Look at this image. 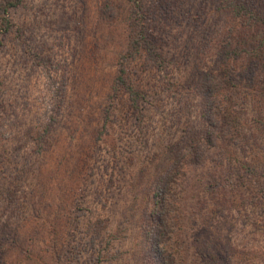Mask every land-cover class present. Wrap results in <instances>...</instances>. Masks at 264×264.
Returning <instances> with one entry per match:
<instances>
[{"label": "rangeland", "instance_id": "rangeland-1", "mask_svg": "<svg viewBox=\"0 0 264 264\" xmlns=\"http://www.w3.org/2000/svg\"><path fill=\"white\" fill-rule=\"evenodd\" d=\"M106 1L110 0H24V5L11 14L19 28L26 30L22 41L33 36V49L44 47L50 62L41 65L36 58L25 53V46L17 41L15 31L7 37L6 47L0 52V71L7 77L8 85L6 94H0L1 102L8 106L4 119L0 121V153L6 144L15 145L16 138H19L22 144L28 141L26 149L34 152L33 160L37 161L40 154L36 151L40 147L34 140L35 132L42 130L52 115L55 116V103L60 100L58 94L63 89L66 91L62 112L57 114L60 116L53 127L55 140L49 142L53 144L52 153L43 160L50 168L59 163L56 186L47 187L49 178L46 176L42 181L43 188H33L30 176L19 185L21 191L35 192L30 195V201L32 205L36 203L45 214L39 218V222L26 216L22 240L26 241L31 236L32 231L28 227L34 229L42 223L62 220V216L73 208L72 205L84 193L90 196L91 203L84 205L87 209L82 211L80 219L88 221L90 228L104 233L95 250L97 252L101 248L106 258L110 259L104 264H146L148 252L153 255L154 264H159L162 253L171 257L172 264H204L205 258L218 255L221 245L229 240L235 241L238 250L253 257L255 253L258 254V248L264 250V235H254L250 217L254 221L264 220L254 215L253 205L247 198L238 200L237 194L243 188H239L238 179L233 174V170L237 169L233 146L219 138L214 147L204 149L202 162H186L185 169L179 168L171 181L168 179L164 183V187L169 188L164 208L159 205L163 196L160 187L153 185V193L149 196L152 202L150 212L153 219L162 216L168 229L164 228L157 234L152 232L148 236L146 229L150 227L146 224L147 221L149 224L151 222L147 212L142 216L138 212L139 216L135 214L131 220L125 218L127 208L132 205L136 208L137 205L139 210L148 204L147 199L144 203L141 201L142 188L136 190L132 185L139 184L141 176L137 174H145L146 167L161 151L159 143H173L175 147L181 142L180 145L187 149L188 140L195 137L193 125L200 130L205 127L201 118L204 97L199 94L192 98L183 92L176 97L165 93L156 110L145 107L139 122L135 121V116L128 117L127 108L119 106V117L116 113L113 117L118 122L112 125L111 133L101 142L96 141L94 134L96 121L89 128L85 127L87 123L78 128L79 120L88 122L87 115L92 112H97L94 115L99 118L102 115L101 107L107 106L105 99L111 93L109 88L118 75V53L125 45L121 30L132 22L129 17L133 2L112 0V5L119 3L122 11L118 7L113 11L111 6L102 13L100 9L105 7L103 3ZM112 30L117 32L110 39ZM179 38L181 40L176 45L185 46L186 35L183 38L179 35ZM202 49L196 56L201 64L212 66L215 52L209 48ZM128 66L139 73L130 74L131 78L141 81L144 76L148 81L142 84L147 87L149 82L155 83V78L162 81V85L169 80L177 82L179 78L175 71L171 72L172 76L167 81L165 73L161 78L150 70L142 74L144 60L141 59ZM151 99L148 98V101ZM66 113H71L69 119ZM27 130L32 133L31 138ZM187 131L188 134L185 133ZM218 133L216 128L214 134L218 136ZM116 155L119 160L113 158ZM173 157L169 154L167 160H173ZM129 158L134 161L129 163ZM122 185L129 189H126L128 194L124 193L120 198ZM46 192L50 193V197L45 196ZM109 198L113 202L121 199L126 206L114 213ZM88 206L95 212L92 217L87 214ZM262 214L256 209V215ZM106 216H109L108 221ZM82 231H76L75 236L78 238ZM77 238L75 246L78 248ZM107 239L111 245L105 249L104 241ZM16 256L12 254L13 264L18 263Z\"/></svg>", "mask_w": 264, "mask_h": 264}, {"label": "trees", "instance_id": "trees-1", "mask_svg": "<svg viewBox=\"0 0 264 264\" xmlns=\"http://www.w3.org/2000/svg\"><path fill=\"white\" fill-rule=\"evenodd\" d=\"M132 2L129 17L132 22L121 30L125 45L121 47V53H118L120 58L117 65L118 75L109 88L111 93L105 99L107 106L100 105L102 115H99V118L94 115L97 112H92L87 115L88 122L79 120L78 128H82L83 123H87L85 127L89 128L96 121V126H93L94 134L96 141L101 142L111 133L112 125L117 124L118 121H114L113 117L115 113L118 114L119 106L127 108L128 117L135 116V121L139 122L146 106L156 110L165 93L177 97L181 92L192 98L199 94L204 97L201 118L205 127H201L200 130L193 125V129H196L193 130L195 137L188 140L187 149L183 144L180 145L181 142L175 147L173 143L166 145L159 143L161 151L146 167L145 174H142L143 172L141 175L137 174L141 176L139 184L132 185L136 190L142 188L141 201L144 203L147 199L148 204L139 210L137 205L136 208L133 205L127 208L124 212L125 218L131 220V216L138 215V212L141 216L147 212L150 218L148 220L151 222L149 224L147 221L146 224L150 227L145 230L148 236L152 235V232L157 234L164 231V228L168 229L169 226L164 223L165 219L162 216L153 219L150 212L152 202L149 196L153 193V185L160 187V194L163 196L159 205L164 208L169 189L164 187V183L168 179L171 181L179 168L185 169L186 162H202L204 149L214 147L216 139L219 138L233 146V159L237 163V169L233 170V174L238 179L239 188H243V191L237 194L238 200L247 198L253 205L254 215L264 220V0H189V2L126 0V3ZM112 3H114L112 0L104 2L106 8H101V12L104 13L111 6L113 11L117 7L120 12L122 11L119 3L117 5ZM23 5L24 0H0V52L6 47L7 37L15 31L18 34L17 41H21L25 46V53L36 58V62H40L41 65H48L50 59L45 54L44 47L33 49L32 42H35L33 36L25 38L23 42V33L26 30L19 28L12 18V12ZM114 32L116 34L117 31L112 30L110 39L115 36ZM179 35L182 38L186 35L188 38L185 46L176 45V42L181 40ZM198 47L200 50L209 48L215 52L212 66L201 64L196 56L199 52ZM137 59L144 60L142 74L150 70L161 78L165 73L167 81L168 77L172 76L171 72L175 71L179 75L177 82L169 80L162 85V81L155 78V83L149 82L147 87L142 84L148 81L144 76L141 77V81H134L130 74L137 72L130 70L128 64ZM7 91V77L0 71V94L5 95ZM65 94V89L58 94L60 100L55 103V116L52 115L42 130L35 132L34 140L38 148L40 147L39 151H36L40 154L37 161L33 160L34 152L26 149L28 141L22 144L20 142L22 139L19 138H16L15 145L6 144L0 153V264H13L12 254L17 255L15 257L18 260L17 264L110 262L101 248L95 252L100 243L99 239L104 238V233L99 229L90 228L88 221L80 219L82 211L85 212L87 209L84 205L91 203L90 196L84 193L79 197V201L72 205L73 208L62 216V220L42 223L36 225L34 229L28 227L29 231H32L31 236L26 241L21 237L23 222L27 215L33 217L35 222H39V218L45 214L39 210L36 203L32 205L30 201V195L35 192L21 191L20 182L26 181L27 176H30L33 188L34 186L43 188L42 181L46 176L49 178L47 187L56 186L57 174L60 171L59 163H56V167L50 168L43 160L52 153L53 144L49 142L55 140L53 127L60 116L57 114L62 112ZM150 97L152 99L148 101ZM7 107L0 98V121L4 119ZM71 113H66L68 119ZM216 128L218 136L214 134ZM185 133L188 134L189 131ZM31 134L30 130H27L30 138ZM169 154L174 156L173 160H167ZM113 158H117V155ZM133 158H129V163L134 161ZM162 164L164 167L160 166ZM119 181L121 182V179ZM123 183L126 181L123 180ZM123 186L119 193L120 198L126 193V189H129ZM45 196L50 197V193L46 192ZM110 203L111 207L114 206L112 211L114 213L119 212L122 206H126V202H122L121 199L114 202L110 199ZM256 209L263 214L256 215ZM87 214L92 217L95 212L89 208ZM106 217L108 221L109 216ZM250 218L254 235H264V221L260 219L254 221L252 217ZM35 229L37 231L40 229V232ZM81 229L83 231L77 238L75 233ZM76 238L78 248L75 246ZM104 243L105 249L111 245L109 239ZM237 246L235 241L229 240L228 243L221 245V252L218 255L215 254L211 258L206 256L204 264H264L263 249L258 248V254L255 253L253 258L249 257L250 253L238 250ZM152 260L153 255L148 252L146 264H154ZM172 263L171 257H167L165 253L160 254L159 264Z\"/></svg>", "mask_w": 264, "mask_h": 264}]
</instances>
